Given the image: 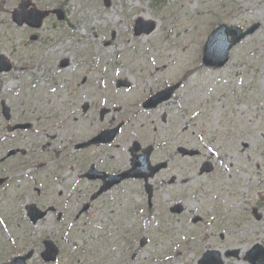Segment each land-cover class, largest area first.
<instances>
[{"label": "rangeland", "instance_id": "374dc122", "mask_svg": "<svg viewBox=\"0 0 264 264\" xmlns=\"http://www.w3.org/2000/svg\"><path fill=\"white\" fill-rule=\"evenodd\" d=\"M30 1L38 9L62 11L63 19L52 14L38 29L15 26L10 14L19 0H0V50L13 64L1 78L0 100L17 120L33 125L28 132L6 134L4 145L29 149L25 159L48 160L51 148L70 154L66 136L75 145L79 130L101 126L93 117L90 125L84 121L80 103L94 108L107 99L104 106L118 110L113 114H132L141 111L142 101L179 82L171 99L143 111V145L199 151L150 181V208L142 185L131 181L121 187L122 195L118 190L103 196L73 220L74 203L86 202L94 187L79 181L72 200L63 196L71 203L64 219L69 229L67 240H58L54 264H195L205 249L221 256L237 249L236 257H222L223 264H247L244 252L256 242L264 246V0H109L108 6L102 0ZM138 17L143 28L152 22L153 30L134 36ZM219 24L258 27L231 49L223 67L201 66L204 40ZM173 57L178 63L167 66ZM117 78L129 87L116 89ZM202 160L213 164L212 173L198 174ZM190 161L195 169L188 175ZM78 170L68 166L57 175L61 185L53 179L51 186L69 188ZM168 175L175 177L173 184L165 182ZM22 202L24 197L12 202L21 213ZM178 202L182 212L171 214L168 209ZM54 216L45 226L56 239L63 237L65 223L56 227Z\"/></svg>", "mask_w": 264, "mask_h": 264}, {"label": "flooded vegetation", "instance_id": "af4514ba", "mask_svg": "<svg viewBox=\"0 0 264 264\" xmlns=\"http://www.w3.org/2000/svg\"><path fill=\"white\" fill-rule=\"evenodd\" d=\"M0 54L4 57V64H0V70H2L0 71L1 80L3 75L11 72L13 64L4 51L0 50ZM3 105L4 101L0 100L1 128L4 126L3 122L5 121V117L2 115ZM86 106L87 108L81 114L84 117V121H88L90 125L93 117L101 126L89 133L84 130L81 132L80 130L77 135L81 138L78 141L81 148L76 149L72 145L69 155L67 148L62 150L51 148L49 149L51 156L44 162L32 157L25 159L20 154L7 155L15 147L4 148L3 145H0L1 262L9 260V258L3 257L4 251L8 249V246L3 245L5 239H7L8 243L12 242V244L16 245L14 251L19 255H23L27 250H30L31 254L26 264H51L45 262L41 257L43 242L51 239V229L47 225L45 226L46 219L52 213H56L59 216L63 212V208L66 206L63 204L59 205V203H62L60 198L67 188L64 187L53 191L50 182L52 178L57 179V175L62 174L64 170H68L67 160H72L78 166L79 170L76 176L79 179L83 175L89 174L90 172L88 171L92 170L94 175H96V172H104L111 175L120 174L125 172L133 161L143 162V154L145 153L148 154L150 164L161 166L155 176L164 172L171 173L173 168L178 169L176 165L181 159L190 160L194 157L181 155L179 152V147H183L186 150L195 149L187 145H161L155 147L143 145V101L140 103L141 111L132 114H113V111L117 112V110L115 108H107L104 105L102 109L99 105L94 108L89 106V104H86ZM7 112L9 113V110ZM88 112H91V114L86 116ZM160 120L164 121L165 115H162ZM103 131H108L111 137H108ZM95 138L98 142H93ZM202 163H205V161ZM194 164V162L190 161L186 167L188 175L195 169L193 167ZM23 168H27V172H21L20 170ZM44 169L48 173H44ZM62 179H57L59 186ZM174 181L175 177L172 175H168L165 179L167 184H172ZM138 182L141 181L138 180ZM96 184L95 189L98 188L101 181L96 179ZM21 197H24L26 201L21 206L23 212L22 221L19 219L18 203L17 205L12 203L13 201L18 202ZM30 203H34L39 210L45 211V214L34 223L28 217V206ZM6 213L8 217L4 216ZM35 214L31 213L30 215L33 216ZM11 215H13L14 226L11 224Z\"/></svg>", "mask_w": 264, "mask_h": 264}, {"label": "water", "instance_id": "95a60500", "mask_svg": "<svg viewBox=\"0 0 264 264\" xmlns=\"http://www.w3.org/2000/svg\"><path fill=\"white\" fill-rule=\"evenodd\" d=\"M28 1H21L19 8L20 11L16 10L12 13V18L18 24H20L23 20L29 23L31 27L38 28L41 25V20L48 14V11H37L33 10L31 14H27L24 12L25 7L27 6ZM104 6H108V0H103ZM57 17L61 19V14L55 12ZM257 28L256 24L251 25L246 30L242 31L241 29L233 26H227L225 24L219 25L213 29V31L207 37L204 47H203V55H202V63L206 66H222L228 60V51L241 39L245 36L251 34ZM153 29V26H149L146 29H143V22L141 19H137L135 21V25L133 28L134 35H138L144 32H150ZM230 37V39H228ZM66 61H61L60 65H65ZM128 83L125 80H118L116 82V86H127ZM175 86L170 87L169 89L160 91L155 95L151 96L147 101L143 103L145 107H153L157 103L168 99L174 90ZM145 164L143 163V170L145 168ZM133 177L137 176L135 173L138 172L137 168L131 169ZM154 169L149 175H152ZM208 171V170H206ZM135 172V173H134ZM143 178L145 176L143 174ZM121 178L118 177L114 179L111 183L119 182ZM146 181V180H145ZM109 183V184H111ZM146 186V185H145ZM148 196H150L148 190ZM45 252H49V247L46 246ZM235 252L227 253L226 255L234 254ZM245 259L248 264H264V247L259 244L253 245L246 253ZM197 264H222L219 253L217 251H206L202 254Z\"/></svg>", "mask_w": 264, "mask_h": 264}, {"label": "bare ground", "instance_id": "6f19581e", "mask_svg": "<svg viewBox=\"0 0 264 264\" xmlns=\"http://www.w3.org/2000/svg\"><path fill=\"white\" fill-rule=\"evenodd\" d=\"M177 61H178L177 58H176V57H173V58L168 62L167 66H172V67H173L175 64L178 63ZM172 67H170V68H172Z\"/></svg>", "mask_w": 264, "mask_h": 264}]
</instances>
